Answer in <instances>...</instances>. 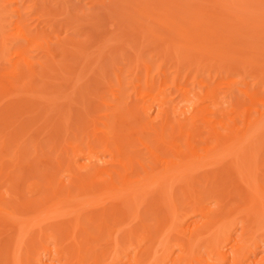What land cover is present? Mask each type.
<instances>
[{
    "label": "bare ground",
    "instance_id": "1",
    "mask_svg": "<svg viewBox=\"0 0 264 264\" xmlns=\"http://www.w3.org/2000/svg\"><path fill=\"white\" fill-rule=\"evenodd\" d=\"M2 1L0 60L9 63L5 64L9 80L5 78L7 84L0 80V264H264L263 2L178 0L181 14L169 17L164 9V16L159 17L161 12L152 9L149 0L141 4L109 0L113 3L107 9L113 11L107 10V17L117 14L110 16L116 21L118 13L126 17L136 10L135 18L144 15L148 21L145 16L153 18L157 12L152 20L171 34L176 31L186 50L184 57L177 53L180 61L173 62L170 75L161 64L152 69L149 61H141L140 49L147 45L144 40L136 50L140 60L132 56L135 63L130 64V55L126 56L129 65L115 63L109 70L111 78L105 63L118 56L108 43L112 35L100 38L107 40L110 50L106 46L81 49L84 45L79 41L73 47L71 36L66 38L70 47L67 43L65 50L60 49L63 41L62 46L55 42L61 46L59 52L67 47L74 51L70 50L77 61L70 64L75 60L70 55L71 59L65 57L70 63L64 58L62 64L55 61L60 57L54 52L53 62L51 51H56V44L50 48L52 41L47 43L43 35L27 28L18 0ZM33 1L34 5L39 2ZM12 2L18 3L17 8L5 10ZM118 2L124 7L119 8ZM208 2L219 11L210 13L212 17L206 14L209 10H200L211 6ZM3 8L15 14L10 12L14 20L3 16V21ZM72 9L64 12L71 16ZM88 18L89 22L95 16ZM138 21L132 26L142 27ZM169 34L170 45L185 53ZM11 35L24 41L25 46L19 42L22 50L15 49L22 54V61L18 58L22 66L18 59L12 62V55L18 53L5 42ZM163 37H156L162 45ZM170 38L164 40L166 44ZM31 44L47 58L41 63L37 60L42 56L32 58L40 69L24 49ZM130 44L135 52L136 43ZM195 54L200 58L195 59ZM202 62H210V68L218 69L217 75L241 68V75L250 72L253 81L249 78L252 82L246 84L241 75L231 79L226 98L215 85L207 84L209 80L205 84L206 80L197 78L208 68ZM193 70L192 82H187L191 86L185 78ZM193 84L200 90L194 91ZM172 92L179 99L175 103ZM204 98L209 101L205 106L200 105ZM232 110L238 111L229 117ZM78 133L80 143L71 139ZM58 143L60 148L49 157Z\"/></svg>",
    "mask_w": 264,
    "mask_h": 264
},
{
    "label": "rangeland",
    "instance_id": "2",
    "mask_svg": "<svg viewBox=\"0 0 264 264\" xmlns=\"http://www.w3.org/2000/svg\"><path fill=\"white\" fill-rule=\"evenodd\" d=\"M2 3H3V1L2 0H0ZM19 1V4H21V5H19V7L20 6H22V7H20L21 9H20V11L19 10H17V11H19V13H20V15H22V13H23V18H24V16H25V19L24 20H26L25 21V23L27 24V28H31L32 30H34V33L36 32V34H41V35H43L46 39L45 40H47L48 39V41H47V43L48 42H51V43H48V44H51L50 46V48H52V45L54 46L56 43H61L60 41H63V46H62V44H60V45H58L57 46V44L54 46V47H58V48H56V51H54V48L52 49L53 50V52L51 51V53L53 54V56H52V54H50V58H51V56L53 57V59H52V61L54 60V52H55V55L56 54H59V56H57V57H60V58H57L55 61H60V62H62V64L64 63L65 64V62L67 63V59L66 58H68L69 57V59H71V57H70V55H71V49L70 48H68V47H70V45H69V43L72 41V46H73V43L75 42V44H76V41H79V42H82L81 44H83L84 46H79V48H87L88 49V51H91V50H94V49H97V48H103V47H105L104 49H109L110 50V48H111V45H108L107 46V44L109 43H111L113 46V48H111V49H113L114 50V48H115V50H114V55H115V52H117L118 53V56H117V54L115 55V56H117V58L112 54L113 53V51H111V54H112V56H114L115 57V62L114 61H112V59L110 60V62H106L105 64H107L106 65V67H107V69H108V73H110V71H112L113 69H112V67H114L116 64L115 63H117V65H119L118 64V62H125V64L123 63H121L120 62V66H122L123 65V67H127V66H125V65H127L128 63H130L131 61H132V59L134 60V58H135V60H137V62L140 60V56H142V58H141V61L142 60H146V61H149V63H150V65L152 66V69H154L155 68V66L156 65H158V64H161L162 65V67H163V69H165L166 71H168L169 73H170V75L172 74L171 72H173V69H174V66H175V63H173V62H175V60L176 61H180V60H178L179 58H178V56L177 55H180V54H177V53H181L182 54V57H184V55L186 54V50H185V48H183V46H181L182 44H181V42H178V41H182V40H179L178 39V35H177V32L176 31H174L173 32V30L171 31L172 32V34L169 32V31H167V30H170V29H166V27L165 28H162V25L163 24H161V23H159L158 21H155V20H152V19H155L156 17H155V15H157V12H155V15L153 14V18H151V16H152V14L151 15H147V16H145L146 18H148V21L146 20V19H143L144 18V15H142V17L141 18H139V17H137V18H135L136 16V12H137V14L139 13L138 11H131V12H133L132 14L135 16H133L132 14H131V16H128V15H126V17H125V15L123 16H120V14L118 13L119 11H117V13H118V17H116V19H117V21L116 20H114V17L113 18H110V16H117V14H115V12H114V14L115 15H112L113 13L111 12V15L109 16V18L107 17V15H109L110 13H108L109 11H113V10H109V9H107L108 8V6L107 5H109V4H111V3H113V2H111V3H109V0H44V2L43 1H40V0H38L39 2H37V4L35 3V5H34V2L35 1H33V0H21V2H20V0H18ZM108 1V2H107ZM117 1V0H116ZM123 1V0H122ZM131 1H133V0H129V1H127L126 0V2H131ZM139 3H140V1L141 0H137ZM149 1H150V4L152 3V5H150L149 4ZM148 2H147V6H148V4L152 7V9H154V10H158V13L159 12H161V10H164L163 12L164 13H166L165 15H169V17L171 16H174V17H177L176 15H179V14H181V12H180V10L182 9V7H181V9H180V2L179 1H182V0H156V3H155V0H153V2H152V0H149ZM167 1V2H166ZM241 2L243 1V2H245V1H247V0H240ZM253 0H248L247 2H252ZM260 2L262 1L263 3L262 4H264V1L263 0H259ZM9 2L10 1H8V2H6L7 3V6H9L8 4H9ZM124 2V1H123ZM122 2V3H123ZM137 2V3H138ZM142 2H143V0H142ZM141 2V3H142ZM242 2V3H243ZM5 3V2H4ZM33 3V4H32ZM39 3H40V5H39ZM107 3V4H106ZM119 4V2H118V4H119V8H123L124 6H122L123 4ZM140 3V4H141ZM145 3V2H144ZM153 3H155L154 5H155V7H157V9H155V7L153 8ZM211 2H208V4H210ZM253 3V2H252ZM12 4V5H11ZM10 5V7L8 8L7 6H6V4H5V7H7V8H5V10H7V9H11V8H13V7H16L17 5L16 4H18V3H11ZM116 2H114V5L112 4V9L116 6ZM139 4V5H140ZM205 4V3H204ZM207 3H206V5H208ZM245 4H247V3H245ZM250 4V3H249ZM248 4V7H250L251 5H249ZM138 5V4H137ZM160 5V6H159ZM162 5V6H161ZM203 5V4H202ZM211 6H205L204 7V9H200V10H202V11H206V10H209V11H206V14L209 12V16L210 17H212V14H210V13H213L214 15L215 14H217V13H215V10L217 11L218 9H216V8H214L213 7V5L212 4H210ZM254 5V4H253ZM252 5V6H253ZM107 6V7H106ZM118 6V5H117ZM150 6H148L149 8L148 9H151L150 8ZM165 6V7H164ZM167 6H169L170 7V9H169V7L167 8ZM204 6V5H203ZM246 7H247V5H245ZM251 6V7H252ZM110 7V6H109ZM171 7H173V9L171 8ZM177 7H178V11H177ZM262 7H264L263 5H262ZM17 8V7H16ZM64 8H65V10H64ZM69 8V12H70V10H71V8H73L72 10H73V14L72 13H69V14H71V16L73 17V20H72V17L70 16V15H68V17H67V15H66V13L64 12V11H66L67 9ZM106 8V9H105ZM231 8V7H230ZM19 9V8H18ZM129 9H130V7H129ZM166 9H169L171 12H167V11H169V10H167L166 11ZM174 9H176V10H174ZM197 9H199V8H197ZM4 10V8L2 9V13L3 14H1L2 16L1 17H3V16H6L5 18H6V20L7 21H10V20H14L13 18L12 19H10L11 18V13L12 14H14L13 12H11L10 10H8L9 11V14L8 13H5V12H8V11H3ZM14 9H12V11H13ZM22 10H23V12H22ZM49 10V11H48ZM105 10V11H104ZM107 10H109V11H107ZM116 10V9H115ZM173 10V11H172ZM174 11L177 13H174ZM212 11H214V12H212ZM11 12V13H10ZM22 12V13H21ZM67 12V11H66ZM79 12V13H78ZM83 12V14L85 15H81V13ZM180 12V13H179ZM217 12H219V11H217ZM18 13V14H19ZM60 13V14H59ZM65 13V14H64ZM68 13V12H67ZM79 15H78V14ZM149 13H152V12H150L149 11ZM164 13L162 14V12H161V14L162 15H159V17H163L164 16ZM173 13L175 14V15H173ZM205 13V12H204ZM64 14V15H63ZM76 14H77V16H79L80 17V19H79V17H77L76 16ZM160 14V13H159ZM10 15V16H9ZM63 15V16H62ZM139 15V14H138ZM146 15V14H145ZM200 15V14H199ZM208 15V14H207ZM61 18H60V17ZM81 16H82V19H81ZM94 16H95V19H93V20H95V21H93L92 19H91V21L94 23V22H97L98 21V24L97 23H95V24H92V25H90L91 23H89V22H91V21H89L88 22V20H87V17H89L88 19L90 20V18H94ZM128 16V17H127ZM13 17H15V14H14V16ZM17 17V16H16ZM22 17V16H21ZM57 18V19H55L54 20V18ZM106 17V18H105ZM120 17H123V18H120ZM135 18V20L134 19H129V18ZM155 17V18H154ZM173 17V18H174ZM204 17V16H203ZM10 20H9V19ZM22 18V19H23ZM83 18H86L85 20H83ZM100 18V19H99ZM105 18V19H104ZM127 18V19H126ZM16 19V18H15ZM21 19V20H22ZM69 19H71V22L69 21ZM77 19H79V21H76L75 22V20H77ZM113 19V20H112ZM143 19V20H142ZM157 19H159V18H157ZM24 20H22V21H24ZM50 20V21H49ZM80 20H82L81 22H80ZM104 20V21H103ZM111 20V21H110ZM125 20H126V22H125ZM132 20H134V21H132V22H134V23H136L135 21H137V20H140V21H142L143 22V26L141 27V24H140V27H139V24H135V25H133L132 26V22L131 21ZM150 20H152L151 22H150ZM3 21H5L4 20V17H3ZM69 21V22H68ZM73 21V22H72ZM83 21L85 22V21H87L89 24H87V22H85V23H83ZM124 21V22H123ZM140 21H138V23H140ZM111 22V23H110ZM117 22V23H116ZM157 22L158 24L156 25L155 23ZM73 23H75L76 25H77V27L78 26H80L79 28H77V27H75V25L73 24ZM79 23V24H78ZM124 23V24H123ZM127 23H130L129 25L127 24ZM146 23H148L147 25H146ZM154 23V24H153ZM53 24V25H52ZM84 24H86L87 26H85ZM97 24V25H96ZM102 24V25H101ZM119 24H120V26H119ZM150 24H152L151 26L152 27H150L151 28V31H149L150 30V28H149V30H147V29H145V28H148V25H150ZM24 25V24H23ZM81 25H83V27H81ZM89 25V26H88ZM105 25V26H104ZM137 25V26H136ZM85 26V27H84ZM107 26V27H106ZM123 26V27H122ZM130 26H131V29L132 30H134V28H136V31L134 30V32L136 33L138 30H140L141 32H137V34H132V33H134L132 30H130ZM147 26V27H146ZM161 26V27H160ZM164 26V25H163ZM88 27V28H87ZM92 27V28H91ZM139 27V28H138ZM73 28V29H72ZM90 28V29H89ZM161 28H162V30H161ZM69 29V30H68ZM71 29V30H70ZM144 30V31H147V32H145L144 33V31H142V30ZM153 29V30H152ZM119 30V31H118ZM154 30H158V31H154ZM160 30L162 31V33L163 32H165L163 35H162V33H160ZM77 31H78V33H77ZM92 33H91V32ZM132 31V32H131ZM154 32V33H153ZM155 32H157V33H159V34H157V33H155ZM176 32V33H175ZM9 33L10 34H12V30L11 31H9ZM145 34V36L143 37V35ZM148 33H150V34H152V35H154L155 37H153V36H151L150 34H148ZM170 33V34H169ZM174 33V34H173ZM108 34V35H107ZM109 34H110V37H111V35H112V38H110L109 37ZM116 34V35H115ZM141 34V35H140ZM156 34V35H155ZM167 34H169L170 36H172L173 37V39H174V42L176 41L177 43H179L178 44V46L180 45L181 47H182V49H184L185 50V53L183 52V50H181V48L179 47V48H177V50L178 49H180V51H176L175 50V48L173 47V46H171L170 45V43H169V41H171L172 39L170 38V37H167L166 35ZM56 35V36H55ZM88 35V36H87ZM121 35H123V36H121ZM146 35H148V37L146 36ZM158 35V36H157ZM164 36L163 37V41H161V42H164L165 44H166V41H167V38H170L169 40H168V42L167 43H169V44H166V45H169V47L171 48V47H173V50H175V51H171L170 52V50H172V48L169 50V48H168V50L169 51H166V49L167 48H165L164 47V45H162L163 43H160L159 42V40L158 39H156V37H160V39H161V37L162 36ZM168 35V36H169ZM12 36V35H11ZM66 36H68V37H66ZM69 36H71V37H73V39L71 38V37H69ZM103 36H106V37H104L105 39L106 38H110L109 40V42L108 43H105L107 40H105L104 39V41H103V39H100V38H102ZM119 36V37H118ZM121 36V37H120ZM131 36V37H130ZM149 36H151V40L149 39L150 37ZM178 36V37H177ZM94 37V38H93ZM125 37H126V39H125ZM153 37V38H152ZM174 37H176V38H174ZM13 38H15L14 37V35L12 36V37H10V38H8V40H6L5 42H8V45H10V44H12L13 46V48H12V50L11 51H15V52H17L18 54H16V56L13 54L12 56L13 57H15L14 58V60L12 61L13 63H15L14 61H16V62H18V60L20 59L21 60V58H22V54H20V52H18V51H16L15 49H17L18 47L21 49V47H23V46H25V44L23 43L24 41H23V39L22 38H18V37H16L15 38V40L17 41L16 43H15V40H12ZM51 38V39H50ZM66 38H68V40L70 39V41H69V43H68V41L66 40ZM90 38H93V39H90ZM146 38V39H145ZM55 39V40H54ZM98 39H100L101 41L99 42V40ZM127 40V41H129L128 43H127V41H124V40ZM154 39V41H152ZM166 39V41H164ZM176 39H178V40H176ZM57 40L59 41V42H57ZM116 40V41H115ZM144 40H147V41H145V43L144 44H146L147 43V47L145 46V47H143V49H140L141 51H140V56L138 55V58L139 59H137L136 57V50L138 49V51H139V48H142V47H140V46H142V42H144ZM150 40V41H149ZM158 41V43L156 42V41ZM162 40V39H161ZM13 41V42H12ZM67 41V42H66ZM135 41V42H134ZM9 42H10V44H9ZM22 43V44H24L23 46H22V44H20V43ZM56 42V43H55ZM97 42V43H96ZM102 42H104L106 45H103V44H100V43H102ZM131 42V44L133 43H136V44H134V46L132 47V48H134V50H135V52L133 51V50H131V48H129L128 46H129V43ZM149 42V43H148ZM152 42V43H151ZM172 42H173V40H172ZM14 43V44H13ZM53 43H55V44H53ZM68 43V44H67ZM78 43V42H77ZM116 43V44H115ZM122 43H123V47L121 46L122 45ZM34 44V43H33ZM47 44V46L49 47V45ZM69 45L67 48H66V51H68V52H66V51H63V50H65V45ZM81 44H79V45H81ZM96 44V45H95ZM121 44V45H120ZM124 44H125V46H124ZM130 44V45H131ZM172 44H174L175 46L177 45L176 43H172ZM245 44V43H244ZM8 45H6L5 47H7ZM21 45V46H20ZM89 45H91V46H89ZM98 45H100V46H98ZM103 45V46H102ZM118 47H117V46ZM127 45V46H126ZM137 47H136V46ZM165 45V46H166ZM34 49V47H35V45H29V47H24V49H26L27 51H26V53L28 54V56H29V58L30 59H38L40 56H42V58H44V59H42V60H37L38 62H42V61H46L47 60V58H45L46 56L44 55V53H43V55L41 54L40 55V53H41V50L39 49H35V50H33L31 47ZM93 46V47H92ZM98 46V47H97ZM114 46H116V47H114ZM139 46V47H138ZM164 47V49H165V51L163 50V49H161L162 47ZM61 47V48H60ZM73 47H76V45H74ZM78 47V46H77ZM76 47V48H77ZM90 49H89V48ZM160 47V48H159ZM1 48V47H0ZM18 48V49H19ZM59 48L60 49H63L62 51L60 50V52H62L63 54H64V52H66V53H68V55L66 54L65 56L63 55V56H61L60 54H62V53H60L58 50H59ZM75 48V49H76ZM78 48V49H79ZM127 48V49H126ZM5 49V48H4ZM73 49V48H72ZM77 49V50H78ZM87 49H84V51L86 52L87 51ZM122 49V50H121ZM124 49L126 50L125 51V54H124ZM22 50V49H21ZM38 50V51H37ZM71 50V51H70ZM128 50V51H127ZM163 50V51H162ZM34 51H37V52H34ZM39 51H40V53H39ZM122 53H121V52ZM182 51V52H181ZM70 52V53H69ZM84 52V53H85ZM133 52L135 53V55L133 54ZM156 52V53H155ZM176 52V53H175ZM7 53V52H6ZM31 53H32V55H31ZM72 53H74V51H72ZM87 53V52H86ZM138 53V52H137ZM151 53V54H150ZM160 53V54H159ZM184 53V54H183ZM120 54V55H119ZM127 54V55H126ZM149 54V55H148ZM176 54V56H177V58L176 57H174V55ZM9 55V54H8ZM8 55H6V57L8 56ZM130 55V56H129ZM144 55V56H143ZM153 55V56H152ZM196 55V54H195ZM32 56V57H31ZM38 56V57H37ZM68 56V57H67ZM72 56V59H75V60H71V63L68 61V63H70V64H72V61L74 62V61H77V58H74L73 56V54L71 55ZM91 56V55H90ZM93 56V55H92ZM126 56H129L130 57V61L129 60H127L128 61V63L126 64V62L127 61H125L124 59L125 58H127ZM132 56H134V57H132ZM147 56H148V58L150 59L151 58V60H148V58H147ZM198 56H200L199 54H197L196 56H194V58L195 59H197L198 58ZM9 57V56H8ZM7 57V58H8ZM11 57V56H10ZM10 57H9V59H10ZM56 57V56H55ZM66 57V58H65ZM89 57V56H88ZM124 57V58H123ZM129 57L127 58V59H129ZM131 57H132V59H131ZM180 58H181V56H179ZM19 58V59H18ZM61 58H63V59H61ZM66 60H65V59ZM93 58V57H92ZM121 58V59H120ZM162 58H163V60H162ZM173 58V59H172ZM200 58V57H199ZM198 58V59H199ZM13 58H11V60H12ZM18 59V60H17ZM31 60L32 61V63H34L35 64V61L36 60ZM59 59H61V60H59ZM78 59H80V58H78ZM88 59V58H87ZM120 59V60H119ZM155 59V60H154ZM19 60V61H20ZM49 60V59H48ZM65 60V62H63ZM82 59H80V60H78L79 62L81 61ZM159 60H161V61H159ZM22 61V60H21ZM21 61L19 62V64H20V66H22L23 65V63H21ZM90 61H92L91 60V57H90ZM114 63V65H113V63ZM3 62V60L1 59L0 60V80L2 79H4V81L5 82H3V83H6L8 80H9V76H8V73L7 72H9L8 70H9V68H7V66H9V63L7 62V61H4L5 62V64L6 63H8V65L7 66H5V64L4 63H2ZM9 62H10V60H9ZM54 62V61H53ZM59 62V63H60ZM134 62V61H133ZM133 62H131V63H133ZM157 62H159V63H157ZM168 62V63H167ZM169 62H170V64H169ZM206 62V61H205ZM205 62H202V63H204V65L205 64H207V63H205ZM45 63V62H44ZM47 63V62H46ZM51 62H50V60H49V62H48V64H50ZM109 63H111V64H109ZM130 63V64H131ZM135 63V62H134ZM153 63V64H152ZM163 63H165V64H163ZM173 63V64H172ZM182 63V62H181ZM210 63V62H209ZM207 64L208 66V68H206L205 67V69H203L204 68V65H203V70H201L202 72H200V73H198L197 75V78L200 80L201 78H202V80L203 81H205V84H206V82H208V80L210 81V82H208L207 84L208 85H210V84H212V85H215V89L217 90H219V91H221V92H219L220 93V95L222 94L223 96L225 95H227L228 96V94H227V92H229V91H227L226 89H227V87L229 88V82L230 83H232L231 81L233 80V79H235L236 80V78L237 79H240L241 77H244L243 75H241L243 72H242V69L241 68H236V70L234 69L232 72H231V74L229 73L228 75H227V73L225 74V73H223L224 72V70H223V72L222 73H220L219 75H217V70H215L214 69V67H211L210 68V66H212V65H210V64ZM12 64V63H11ZM22 64V65H21ZM39 64V63H38ZM55 64V63H54ZM176 64H177V62H176ZM213 64H215V63H213ZM110 65V68H108V66ZM129 65V64H128ZM139 65H141V64H139ZM173 65V66H172ZM35 66L37 67L38 66V68L40 69L41 67H39L40 65H36L35 64ZM166 66V67H165ZM182 66V65H181ZM206 66V65H205ZM214 66V65H213ZM4 67V68H3ZM165 67V68H164ZM215 67L217 68V65L215 64ZM6 68V69H5ZM37 69V68H36ZM225 69V68H224ZM240 69H241V71H240ZM6 70H7V72H6ZM38 70V69H37ZM110 70V71H109ZM124 70V69H123ZM199 70V71H200ZM206 70H208V72L210 73L209 74V77H208V72H206ZM221 70V71H222ZM238 70V71H237ZM204 71V72H203ZM206 72V73H205ZM2 73H4V75H2ZM192 73H194L195 74V71L193 70L192 72L190 71V73H189V75L185 78V83L186 84H189L190 82H192V77H191V75H192ZM197 73V72H196ZM201 73H203V74H201ZM205 73V74H204ZM111 74V73H110ZM193 74V75H194ZM213 74H214V76H213ZM237 74V75H236ZM169 75V76H170ZM201 75V76H200ZM203 75V76H202ZM205 75V76H204ZM211 75V76H210ZM215 75H217L216 77H215ZM230 75V76H229ZM236 75V76H235ZM241 75V77L239 78V76ZM249 75V76H248ZM2 76L4 77V78H2ZM181 76H182V73H181ZM200 76V77H199ZM229 76V77H228ZM8 77V80L6 79L5 80V78H7ZM113 77V74H111V78ZM218 77H219V79H218ZM227 77V78H226ZM206 78V79H205ZM208 78V79H207ZM215 78H216V80H215ZM245 78L247 79V81H246V79H245V82H246V84H249V83H251L252 81H253V76H252V73H247L246 74V76H245ZM252 80L251 82H250V79ZM181 79V78H180ZM197 79V80H198ZM223 79V80H222ZM232 79V80H231ZM188 80H191L189 83H187L188 82ZM198 80V81H199ZM222 80V81H221ZM226 82H225V81ZM231 80V81H230ZM235 80H233V81H235ZM211 82H213V83H211ZM243 82H244V80H243ZM8 83V82H7ZM6 83V84H7ZM194 83V82H193ZM210 83V84H209ZM226 83V84H225ZM5 84V85H6ZM191 84V83H190ZM195 84V83H194ZM193 84V87H194V91H195V89L197 90L198 89V91L200 90L199 88V86H198V84H196V85H194ZM221 85H222V87H221ZM226 85V86H225ZM228 85V86H227ZM191 86H192V84H191ZM195 86H198V87H195ZM220 86V87H219ZM224 87H225V89H224ZM104 88V87H103ZM103 88H101V91L100 92H104V91H102V89ZM104 89H106V88H104ZM205 90H207V88L205 87V88H203V94L205 93ZM217 90V91H218ZM229 90V89H228ZM173 91V90H172ZM236 91V90H235ZM105 93V92H104ZM173 93V92H172ZM227 96H226V98H227ZM170 97H171V99H173L174 97V99H173V102L175 103V102H177L179 99H178V97H177V95L176 94H171L170 95ZM206 100H207V98H206ZM205 100V98H204V100L201 102L202 104H200V105H203L204 104V106L206 105V104H208V102ZM206 101V102H205ZM202 107V106H201ZM236 108H237V106H236ZM195 110V109H194ZM193 110V111H194ZM238 110H232V111H230L229 112V117H230V115H231V113H232V116L231 117H233V115L235 114L236 115V112H237ZM198 123V122H197ZM78 136H80V138L82 137V135L80 134V133H78L77 134V137H71V139L73 138L74 140H76V142H81L80 140V138L78 137ZM206 143H208V142H206ZM59 144V143H58ZM61 144V143H60ZM60 144H59V146H57L54 150H51V152L50 153H48V155H49V157H53L54 155H55V153L57 152L56 150H57V148H60ZM81 144H83V143H81ZM205 145H207V144H205ZM45 150H47L48 148L47 147H45L44 148ZM53 152V153H52ZM53 155H52V154ZM51 155V156H50ZM264 156V155H263ZM3 236V235H2ZM1 236V237H2Z\"/></svg>",
    "mask_w": 264,
    "mask_h": 264
}]
</instances>
